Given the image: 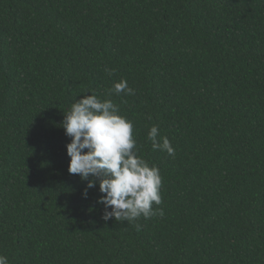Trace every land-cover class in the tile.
I'll list each match as a JSON object with an SVG mask.
<instances>
[{"label":"trees","instance_id":"trees-1","mask_svg":"<svg viewBox=\"0 0 264 264\" xmlns=\"http://www.w3.org/2000/svg\"><path fill=\"white\" fill-rule=\"evenodd\" d=\"M122 78L135 95L109 92ZM89 90L133 122L163 216L105 221L99 182L69 173L62 121ZM0 254L264 264V0H0Z\"/></svg>","mask_w":264,"mask_h":264},{"label":"clouds","instance_id":"clouds-1","mask_svg":"<svg viewBox=\"0 0 264 264\" xmlns=\"http://www.w3.org/2000/svg\"><path fill=\"white\" fill-rule=\"evenodd\" d=\"M105 71L111 75L115 69ZM89 91L90 95L75 99L62 121L66 135L71 138L67 144L69 173L88 181V188L99 182L102 195L98 203L104 206L105 221L114 217L116 221L132 223L141 216L145 219L163 216L162 208H153V204L162 203L160 169L138 155L133 122L120 113L111 99H101ZM112 91L135 95V89L123 78L114 83L109 92ZM147 139L153 150L175 156L174 146L167 136H159L157 125L151 126ZM84 195L86 198L87 191ZM0 264H9L6 255L0 254Z\"/></svg>","mask_w":264,"mask_h":264}]
</instances>
